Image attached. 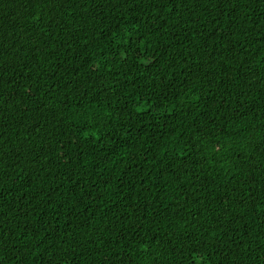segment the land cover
I'll return each mask as SVG.
<instances>
[{
  "label": "trees",
  "instance_id": "16d2710c",
  "mask_svg": "<svg viewBox=\"0 0 264 264\" xmlns=\"http://www.w3.org/2000/svg\"><path fill=\"white\" fill-rule=\"evenodd\" d=\"M0 264H264V0H0Z\"/></svg>",
  "mask_w": 264,
  "mask_h": 264
}]
</instances>
